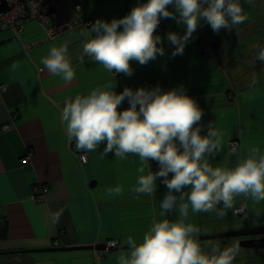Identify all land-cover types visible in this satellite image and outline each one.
<instances>
[{"label": "crops", "instance_id": "0c3cea01", "mask_svg": "<svg viewBox=\"0 0 264 264\" xmlns=\"http://www.w3.org/2000/svg\"><path fill=\"white\" fill-rule=\"evenodd\" d=\"M142 2L144 0H60L66 15L77 16L79 23L52 40H45V27L36 20L25 24L20 37L12 29L0 30V86L6 87L5 90L0 88L1 255L112 240L117 241L118 246H127L124 241L128 236L139 243L154 220L160 219V200L167 189L158 179L157 192L150 196L135 192L137 178L141 175L139 158L131 154L126 160L115 158L113 153L103 156L105 145L101 143L96 151L87 153L88 160L83 163L78 158L79 152L71 147L73 140L67 136L61 120L66 101L86 95L112 80V74L102 65L87 57L80 59L82 33L91 27L85 22L93 24L97 19L110 22L113 18H122ZM75 4L81 5L79 12ZM256 19L249 20V28L259 29L250 41L244 31L247 27L214 33L207 23L194 32L182 55L171 57L172 46L165 41V56H158L147 65L130 62L134 74L131 77L116 74L114 90L120 92L125 86L136 89L160 85L168 91L183 85L203 109L200 123L207 125L213 121L214 126L224 132L223 151L211 163L231 167L238 157H246L251 148L264 150V86L258 87L264 85V73H253V65L246 70L239 67L246 54L263 48L264 26ZM168 31L182 34L184 28L174 20L164 19L157 32L164 37ZM64 43L68 44L76 72V78L70 83L46 69L39 71L44 68L41 60L49 49ZM209 78L212 88L208 87ZM220 80L225 88L217 89ZM119 107L128 108L127 100ZM256 126L260 127L261 135L253 140ZM231 141L238 142L236 155L231 154ZM25 157L27 161L22 162ZM150 164L153 171L158 169L155 161ZM147 171L145 168L143 174ZM41 184L49 188L43 201L37 203L32 199L33 188ZM116 185L123 189L119 195L108 191ZM240 205L246 206L245 215L236 212ZM263 205L264 202L256 204L241 195L235 198L234 208L226 216H217L215 212L190 213L189 222L199 227L198 235L248 228L247 222L241 220L248 215L255 216ZM60 210L58 220H54V214ZM238 216L243 219L238 220ZM238 239L214 240L223 247L239 242ZM122 250L127 252L128 248L38 252L26 258L25 263L117 264L116 257ZM240 259V264H246L243 257Z\"/></svg>", "mask_w": 264, "mask_h": 264}, {"label": "clouds", "instance_id": "9594fccd", "mask_svg": "<svg viewBox=\"0 0 264 264\" xmlns=\"http://www.w3.org/2000/svg\"><path fill=\"white\" fill-rule=\"evenodd\" d=\"M252 2L144 0L122 18L110 22L97 19L82 33L80 59L87 57L102 65L112 80L65 102L61 120L74 141V150L87 154L104 143L103 156L113 153L126 160L135 155L142 164L135 192L150 196L157 192L158 179L167 189L160 200V219L154 220L139 243L127 237L128 251L120 252L117 264H234L239 243L203 245L199 227L189 222L190 213L215 212L224 217L241 195L256 204L264 202V150L253 147L231 167L214 166L211 161L223 151L224 132L213 121L200 123L203 109L183 85L168 91L160 85L125 86L116 92L114 76L123 73L131 77L134 69L130 62L147 65L165 56V41L172 46L171 57L182 55L203 23L214 33L236 31L248 19L243 3ZM164 19L183 26V33L168 31L162 37L157 29ZM255 59L264 63V48ZM41 64L42 71L61 75L66 83L76 78L67 43L51 47ZM125 100L129 107L121 109ZM231 154H237L236 147ZM150 161L157 163L156 171ZM145 168L147 174H143ZM108 191L119 195L123 189L116 185ZM61 212L53 219L58 220ZM261 215L264 208L256 211L257 217Z\"/></svg>", "mask_w": 264, "mask_h": 264}, {"label": "built area", "instance_id": "2783aa9c", "mask_svg": "<svg viewBox=\"0 0 264 264\" xmlns=\"http://www.w3.org/2000/svg\"><path fill=\"white\" fill-rule=\"evenodd\" d=\"M6 3V10L0 12V30L12 29L18 37L24 29L27 22L36 20L45 27L46 37L45 40L55 39L62 33L71 30L79 23V18L68 17L64 12L60 0H0V8ZM74 8L77 12L81 10L80 4H75ZM85 25L91 26L92 21H86ZM43 68H39L42 71ZM1 90H5L4 85L0 86ZM231 148H238L237 141L230 142ZM78 158L81 162L88 160V154L78 153ZM28 157L22 159L26 162ZM49 186L46 184L36 185L33 188L32 199L39 203L44 199L45 193L48 191ZM236 212L242 215L246 214V206L240 205L236 208ZM118 246L117 241H107L106 251L111 247Z\"/></svg>", "mask_w": 264, "mask_h": 264}, {"label": "rangeland", "instance_id": "374dc122", "mask_svg": "<svg viewBox=\"0 0 264 264\" xmlns=\"http://www.w3.org/2000/svg\"><path fill=\"white\" fill-rule=\"evenodd\" d=\"M243 7H244V10L247 14L248 19L243 24H241L237 27L238 28L247 27L246 29H244V31L247 34V37H248L247 40L250 41L251 39L255 38L254 34L256 32H259V29H255V30L253 29L252 30L251 28H249V25H250L249 20H251V17L252 18L254 17V21H255V18H257L256 21L262 22L261 26H264V0H253V2L251 4L243 3ZM221 30H224V29H221ZM253 47H255V46H253ZM258 51L253 50L250 54H246L244 56L245 58H241V59H244V63L241 62V64L239 65L240 69L246 70L247 66L253 65L252 66V70H254L253 73L256 74L257 72H260L263 75L264 63L259 62V64H256V62H255V60H256L255 57H256ZM236 54L237 53H235V55ZM207 80L209 81L208 87L212 88V86H211V84L213 83L212 80H210V78ZM261 86H264V85H258V87H261ZM218 88H225V85L222 83V80H220V82H218L217 89ZM253 129H254V132L252 133L253 140H255L256 137L259 139L260 135H261V132L259 131L260 127L256 126V127H253ZM261 208H264V205L261 206ZM240 219H243V218L238 216V220H240ZM241 221H246L249 227L264 225V215L260 216V217H257L256 215L255 216L248 215L247 219H244ZM217 241L218 240L213 239V240H204L201 242L203 245H208V244H216V243H218ZM34 253L36 254L38 252H34ZM34 253H16V254L0 255V262L2 261L3 264H9L10 262H12V264H30L28 262L25 263V259L31 257L32 255H34ZM253 255H254V257H253ZM263 256H264L263 251L262 252L258 251L257 253H255V251L250 249V248L246 249V248L240 247V251H239V253L237 255V259H236L237 260L236 264H240L242 262L240 257H243L245 259V261H247L246 264H264L262 261ZM254 258H256V259H254Z\"/></svg>", "mask_w": 264, "mask_h": 264}, {"label": "water", "instance_id": "95a60500", "mask_svg": "<svg viewBox=\"0 0 264 264\" xmlns=\"http://www.w3.org/2000/svg\"><path fill=\"white\" fill-rule=\"evenodd\" d=\"M7 6L6 3L3 2L0 12L6 10ZM212 46L214 48L217 47L216 43H212ZM264 48V44H263ZM74 141L71 144V147L74 149ZM91 186H94V183H91ZM264 234V225L260 226H254V227H248V228H242V229H234L224 232H218L213 234H201L198 235V238L201 241L204 240H213V239H222V238H242L239 240V245L244 248H263L264 247V238H243L246 236H253V235H261ZM128 248V246H114L109 249V251H116L120 249ZM70 250H106V243H97L94 245H80V246H70V247H47V248H35V249H27L21 252H27V253H34V252H49V251H70ZM2 252H0V255ZM0 264H2L0 262Z\"/></svg>", "mask_w": 264, "mask_h": 264}, {"label": "flooded vegetation", "instance_id": "af4514ba", "mask_svg": "<svg viewBox=\"0 0 264 264\" xmlns=\"http://www.w3.org/2000/svg\"><path fill=\"white\" fill-rule=\"evenodd\" d=\"M262 237L264 238V234H261V235H253V236H246V237H243V238H262ZM240 239H242V238H239L238 240H240ZM252 250H254L255 253H257L258 251L259 252H262L263 251V255H264V247L263 248H258V249L253 248ZM253 257H254V255H253ZM262 258H263L262 261L264 263V256ZM254 259H256V258H254Z\"/></svg>", "mask_w": 264, "mask_h": 264}]
</instances>
